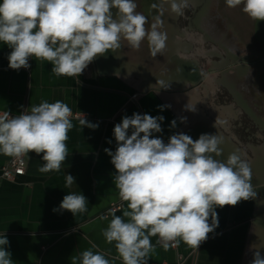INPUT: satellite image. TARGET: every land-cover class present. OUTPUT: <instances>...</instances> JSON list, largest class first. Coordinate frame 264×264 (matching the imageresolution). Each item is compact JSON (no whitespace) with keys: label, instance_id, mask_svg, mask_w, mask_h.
<instances>
[{"label":"crops","instance_id":"obj_1","mask_svg":"<svg viewBox=\"0 0 264 264\" xmlns=\"http://www.w3.org/2000/svg\"><path fill=\"white\" fill-rule=\"evenodd\" d=\"M166 50L156 59L147 40L138 50L121 40L120 48L106 51L79 77H58L51 71V63L35 57L29 59L28 69L9 68L11 49L0 42V113L18 115L42 101L60 100L71 108L72 115H79L71 117L74 127L66 141L69 155L59 172H39L45 163L43 153L30 152L26 174L15 182H0V233L9 241L7 250L14 264H71L72 256L88 249L103 253L111 264H123L115 242L107 243L102 234L112 215L107 220L100 217L110 206L123 202L122 210L115 213L118 216L127 209L115 187L111 157L104 150L115 152L114 126L133 113L163 116L162 132L153 137L165 143L178 133L193 140L201 134L221 137L223 154L217 158L241 154L251 166L256 193L236 206L217 207L218 227L197 249L181 241L164 250L157 237H151L155 251L148 264H251L256 251L264 257V137L248 135L242 140L234 105L217 100L216 70L205 71L196 62L183 76L179 73V78L175 75L181 68L178 58L173 65L163 55ZM206 72L207 78L200 84ZM83 116L98 128L83 127L81 131L79 119ZM173 120L175 127L171 126ZM13 157L0 153V172ZM69 174L75 183L66 187L65 175ZM72 192L86 197L87 211L75 216L67 210L53 211Z\"/></svg>","mask_w":264,"mask_h":264},{"label":"clouds","instance_id":"obj_2","mask_svg":"<svg viewBox=\"0 0 264 264\" xmlns=\"http://www.w3.org/2000/svg\"><path fill=\"white\" fill-rule=\"evenodd\" d=\"M163 3H169L178 16L190 7L189 0H162L152 7L162 14ZM225 3L229 8L243 5L242 11L249 18L264 21V0ZM136 9L135 0H0V42L11 49L8 66L17 71L28 69L29 59L35 57L51 63V71L58 77H79L106 51L120 48L121 40L137 50L147 40L151 56L156 57L166 47L167 33L159 30L163 21L157 16L150 29L146 28L147 17ZM71 117V108L60 100L42 101L16 116L0 114V153H43L45 163L38 171L59 172L69 155L66 141L74 127ZM163 120V116L149 114L125 115L113 129L115 152L104 150L111 157L115 187L127 209L123 216L112 213L102 234L107 243L115 242L123 264H148L150 253L155 251L151 237H157L164 250L177 247L181 241L197 249L218 227L217 207L236 206L256 195L251 166L241 154L233 152L226 160L217 158L223 154L221 137L201 134L193 140L178 133L165 143L153 137V133L162 132ZM79 125L81 131L99 126L84 116ZM171 126H176L175 120ZM65 180L66 187L75 183L70 174ZM87 204L83 194L72 192L53 211L67 210L75 216L86 212ZM8 245L7 237L0 233V264H14ZM71 264L111 261L88 249L72 256ZM251 264H264L259 251Z\"/></svg>","mask_w":264,"mask_h":264},{"label":"rangeland","instance_id":"obj_3","mask_svg":"<svg viewBox=\"0 0 264 264\" xmlns=\"http://www.w3.org/2000/svg\"><path fill=\"white\" fill-rule=\"evenodd\" d=\"M206 1L189 0L190 7L184 10L183 16H178L171 11L169 3H163L162 14L159 8L152 7L153 4H161L162 0H135L137 4L136 11L142 13L143 10L145 13L142 14L150 18H147L148 21L153 23L154 18L157 16H160L163 21L159 30L166 32L167 39L171 40L169 41L171 44L166 43L165 48L167 50L163 55L173 65L175 59L178 58L177 65L181 68L175 72L177 77H179V73H181V76L184 73L186 74L196 62L202 67L207 64L209 70L213 69L218 65L216 60L227 51L225 45H232L235 50L240 49V47L243 50H248V48L252 50V48H260L262 40L264 42V21H258L256 27V20L249 18L242 11L243 5L229 8L224 6V0H219L217 6L212 4L211 1L210 4ZM198 8L200 9L198 10ZM148 12L152 13L149 14ZM243 14H245V19L241 17ZM214 17H219L220 19H217L219 22ZM240 19L242 23L239 22ZM145 27L150 26L146 24ZM255 30L261 35L263 34V37L258 34L256 38ZM228 33H234L237 37L232 41L230 37H226ZM215 36L217 43L214 41ZM235 50L233 53L230 50L229 55H236ZM155 58L157 59L158 56ZM237 96L239 110L243 109L248 115L253 114L256 117L255 109L245 104L240 95L237 94ZM256 96H258L255 98L256 100H264L262 90ZM246 137L249 136L242 133V140Z\"/></svg>","mask_w":264,"mask_h":264},{"label":"flooded vegetation","instance_id":"obj_4","mask_svg":"<svg viewBox=\"0 0 264 264\" xmlns=\"http://www.w3.org/2000/svg\"><path fill=\"white\" fill-rule=\"evenodd\" d=\"M210 1L212 4H216L217 6L219 0H207L206 2L210 4ZM223 4L227 7L225 0ZM199 9L200 8H198V10ZM142 13L145 12L142 10ZM148 13L151 14L152 12ZM241 17L244 19L246 18L245 14ZM214 18L217 22H219V20H217L220 19L219 17ZM239 22L242 23V20L240 19ZM257 23L258 21H256V27ZM151 24L152 21H148V25L151 26ZM148 28L150 29V27ZM255 31L256 38L258 34L260 36L263 35H261L257 30ZM211 37L213 38V36ZM226 37H230L233 41L237 36H235L234 33H228ZM169 41L171 40L167 39L166 43L171 44ZM214 41L217 43L216 36L214 37ZM225 47L227 48V51L216 60L218 65L213 68L214 71L216 70L215 82L219 86L220 90L217 95V100L221 104L226 103L234 105V109L236 111L235 114H237V118H239L237 120L236 129H238L241 134L244 133L249 136L252 134L254 137L262 135L264 137V100L261 101L255 99L258 97L256 96L257 93H261V90L264 94V42L262 40L260 48H252V50L249 48L248 50H243L241 47L240 49L235 50L232 45H225ZM230 50L232 53L235 50L236 55L233 54L230 56ZM203 69L205 71L206 69H209L207 68V64L204 65ZM207 72L199 81L200 84L204 83L206 80ZM237 94L240 95V98L245 102V104L255 109L256 117L253 116V114L248 115L243 109L239 110V105L237 104ZM256 140H258L259 143L263 142L258 138Z\"/></svg>","mask_w":264,"mask_h":264},{"label":"built area","instance_id":"obj_5","mask_svg":"<svg viewBox=\"0 0 264 264\" xmlns=\"http://www.w3.org/2000/svg\"><path fill=\"white\" fill-rule=\"evenodd\" d=\"M28 110H22V112ZM20 113V114H21ZM3 114V113H0ZM12 116H16L11 114ZM19 115V114H18ZM73 118H78L79 115H72ZM27 159L26 155L14 156L8 163L1 168L0 172V182H15L17 178L23 177L26 174ZM123 202H118L112 204L109 210L104 214V216L110 217L112 213H117L122 210Z\"/></svg>","mask_w":264,"mask_h":264}]
</instances>
